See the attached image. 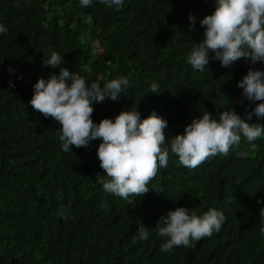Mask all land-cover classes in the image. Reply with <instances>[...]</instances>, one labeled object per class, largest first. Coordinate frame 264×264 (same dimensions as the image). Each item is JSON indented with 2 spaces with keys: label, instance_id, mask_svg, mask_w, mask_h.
<instances>
[{
  "label": "trees",
  "instance_id": "16d2710c",
  "mask_svg": "<svg viewBox=\"0 0 264 264\" xmlns=\"http://www.w3.org/2000/svg\"><path fill=\"white\" fill-rule=\"evenodd\" d=\"M214 9V0H124L120 10L98 0L87 7L80 0H0V24L8 28L0 34V264H264V203H257L264 200V139L254 141L249 158L237 155L249 150L242 137L227 155L195 169L182 166L166 141L167 167L129 205L102 188L101 141L63 151L60 125L30 104L38 79L66 67L89 85L129 78L117 101L93 104L96 123L121 111L136 109L141 119L154 111L168 122L170 140L204 112L218 119L231 109L245 119L260 102L237 85L250 69L264 72V62L242 58L226 68L210 60L203 71L187 62L203 39L200 21ZM53 51L64 61L55 69L42 63ZM246 122L264 125L255 115ZM61 206L69 219L58 214ZM177 207L199 215L215 208L226 220L193 247L164 253L166 238L155 228ZM140 223L147 240L139 238Z\"/></svg>",
  "mask_w": 264,
  "mask_h": 264
},
{
  "label": "clouds",
  "instance_id": "9594fccd",
  "mask_svg": "<svg viewBox=\"0 0 264 264\" xmlns=\"http://www.w3.org/2000/svg\"><path fill=\"white\" fill-rule=\"evenodd\" d=\"M98 2L120 10L124 0ZM91 3L92 0H80L81 7ZM214 3V11L200 21L203 39L192 45L187 57L191 67L203 71L210 60L219 61L226 68L242 58L252 64L264 62V0H214ZM189 21L194 25L196 17L190 14ZM7 32L8 28L0 24V34ZM42 63L55 69L64 61L53 51L49 58L44 56ZM12 71L10 68L9 72ZM9 86L15 87L11 80ZM129 86L128 77L112 79L103 87L95 82L89 85L80 74L60 67L59 74L38 79L30 100L35 111L60 125L59 140L63 151H69L70 146L88 148L92 141H101L96 155L100 168L106 173L100 181L102 188L129 205L133 203L132 197L150 192L148 184L160 168L167 167L170 152L178 157L182 166L195 169L207 159L227 155L233 146L240 145L242 137L247 140L249 150L237 155L249 158L258 148L254 141L264 139V125L246 122L252 120L253 115L264 119V72L260 70L250 69L237 85L248 101L260 102L247 112L245 119L231 109L220 112L218 119L204 112L201 118L193 119L184 128L183 134L170 140L166 139L165 132L168 122L154 111L145 119H141L135 109L121 111L114 120L104 118L99 123L94 122L93 104L102 103L106 98L117 101L123 89ZM158 88V84L153 83L151 92L157 93ZM166 141H170V152L165 147ZM257 203H264V200ZM58 214L69 219L64 206L58 209ZM259 216L264 224V208L260 209ZM225 220L223 212L215 208H209L202 215L186 207L170 210L159 218L155 228L159 237L166 238L160 251L169 253L180 246L191 248L194 242L219 232ZM137 231L141 240L148 239L149 230L142 223ZM260 231L264 234V226Z\"/></svg>",
  "mask_w": 264,
  "mask_h": 264
}]
</instances>
